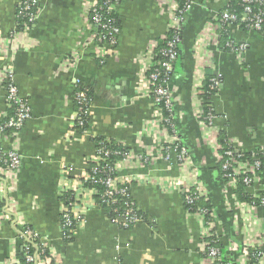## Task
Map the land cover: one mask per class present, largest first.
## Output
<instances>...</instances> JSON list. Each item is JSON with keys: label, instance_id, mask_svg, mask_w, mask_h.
<instances>
[{"label": "crops", "instance_id": "0c3cea01", "mask_svg": "<svg viewBox=\"0 0 264 264\" xmlns=\"http://www.w3.org/2000/svg\"><path fill=\"white\" fill-rule=\"evenodd\" d=\"M18 1H0V122L6 110L2 72L7 68L29 105L30 119L17 140L20 167L9 173L8 182L0 180V200L9 203V220L0 221V264H22V226L39 235L56 255V264H204V223L185 210L181 193V186L194 181L216 215L224 257L248 264L240 247L250 237L264 241V207L251 215L256 226L245 227L242 218L237 225L231 208L240 202L235 190L220 183L216 147L222 134L241 153L264 154L263 37L232 28L230 39L247 46L238 56L224 51L219 33L214 37L209 28L211 13L223 3L195 0L185 14L180 59L169 83L176 137L188 153L182 167L174 156L161 157V148L173 135L157 117L147 87L140 86L151 62L149 52L167 33L164 0H124L117 6L116 52L104 63L89 43L93 29L86 12L93 0H37L34 22L12 35ZM209 74L220 86L212 99L213 127L205 131L195 110L197 93ZM77 85L92 98L83 133L72 129ZM96 138L120 143L135 156L152 155L147 164L132 162L118 171L144 217L130 229L113 224L104 209L89 207L90 193L79 191ZM0 146L10 149L11 140L0 136ZM64 178L87 206L82 225L68 242L59 225ZM246 191L256 194L260 187Z\"/></svg>", "mask_w": 264, "mask_h": 264}, {"label": "built area", "instance_id": "2783aa9c", "mask_svg": "<svg viewBox=\"0 0 264 264\" xmlns=\"http://www.w3.org/2000/svg\"><path fill=\"white\" fill-rule=\"evenodd\" d=\"M1 1V0H0ZM124 0H93L87 9V23L93 29L90 38V45L94 49V54L100 63H104L106 59L115 54L117 39L120 32L116 20L113 18L117 6ZM179 1L184 3L180 7ZM195 0H164L167 7L168 26L167 33L164 37L166 48L157 52L158 59L154 61V51L149 52L150 63L147 65L145 77L143 81L141 78L140 86L145 85L152 98L153 105L157 111V117L161 124L165 127L173 124L174 112L173 104L174 98L169 83L177 65V49L181 43L180 34L183 32V19L185 14L193 7ZM215 2L223 3L222 9L214 11L210 15L209 28L213 31V36L217 37L223 28L228 32L232 28L237 29V23L244 24L246 31L255 32L261 35L264 39V14L261 9L253 12L252 5L263 4L262 0H239L242 3V13L238 16L231 12L229 7L233 0H214ZM37 0H19L15 11V29L12 35L19 31H27L30 24L34 22L37 17ZM167 34H170L167 37ZM215 34V35H214ZM230 36V35H229ZM214 40H216L214 38ZM229 51L240 56L246 50L245 44H236L232 40L226 45ZM162 74V75H161ZM1 86L5 94L6 110L3 120L0 122V136L5 139L11 140L12 147L8 150H3L0 146V180L8 182L9 173L15 172L20 167L21 156L18 149V138L21 130L27 120L30 119V109L25 98H23L14 83L11 70L8 68L2 72ZM170 76V78H169ZM163 77V78H162ZM209 90L216 92L219 90L220 81L217 77L209 80ZM75 113L72 121V129L74 127L83 133L87 129L88 118L87 112L90 106L89 92L85 88L76 86L73 96ZM164 105L167 117H164L158 109L159 104ZM198 106L195 110V119L198 125L206 130L213 127L215 119L213 107L210 104L206 105L207 112L204 114L202 110L203 101L198 99ZM166 129V128H165ZM74 131V130H73ZM77 131V130H76ZM74 131V133H78ZM167 146L161 148V157L169 160L170 156H174L175 162L179 166H185L188 161V153L186 148L173 134ZM227 147L233 150H225L223 157L217 154L218 163H220L222 177L226 180L225 186L233 190L236 189L239 179L245 186L246 190L258 185L260 191L258 193L250 194L255 200H259V204L255 203H240L235 204L231 209L233 210L234 220L237 218L236 223L239 226V219H243L245 227H253L258 223L251 219L256 209L264 207V197H259V193L264 192V154L261 151L252 153L251 160L248 162L239 159L241 152L233 147L232 143L227 142ZM217 150H220L218 146ZM172 153V154H171ZM121 155L117 151H110L101 143H95V152L89 160L93 162L95 168L91 170V175L83 177L82 184L79 191L87 189L90 193L89 207H99L97 202L93 199L96 193L92 189L84 186V183L96 181V174L105 175V179L101 181L104 186V192L100 194L102 199L101 204L114 205L119 207L114 208L115 216H112L111 221L117 227L123 230L130 229L142 221L141 216L138 214V208L130 195V185L122 181L118 176L120 167L129 165L134 162L137 164H147L152 158V155L145 154L143 156L122 153L121 158L112 163L108 162L110 155ZM84 186V187H83ZM86 190V191H87ZM71 192L72 198L70 200L60 201L59 210V225L61 230V237L63 240H70L75 234L76 229L82 225L84 214L87 206L80 198L79 192L75 189L65 178L60 187L59 198L65 193ZM181 193L185 204L190 206L197 198H205L206 194L201 185L194 182H186L185 186H181ZM1 194V192H0ZM9 203L5 204L0 200V221L9 220ZM188 212V211H187ZM204 223V231L202 233L201 253L203 255L202 261L204 264H234L232 260H226L224 254L217 247L211 244L217 243L219 240V233L217 232V218L215 213L207 210H202L195 214ZM249 215V216H248ZM208 217L205 221V217ZM248 216V217H246ZM215 230V231H214ZM19 239L22 241L23 262L22 264H56L57 258L54 252L48 248L47 244L39 237V235L22 226L18 231ZM216 236V238H215ZM213 239V240H212ZM219 239V238H218ZM252 239V240H251ZM46 254V255H45ZM240 254L248 264H264V241L259 242L258 238L250 237V239L243 243L240 247ZM224 262V263H223Z\"/></svg>", "mask_w": 264, "mask_h": 264}, {"label": "trees", "instance_id": "16d2710c", "mask_svg": "<svg viewBox=\"0 0 264 264\" xmlns=\"http://www.w3.org/2000/svg\"><path fill=\"white\" fill-rule=\"evenodd\" d=\"M263 1V4L261 5H252V10L253 12L257 9H261V12L264 14V0ZM180 3V7H183L184 3L182 1H179ZM230 11L235 13L236 15H240L242 13V3L239 1V0H233L231 3H230V7H229ZM113 18L116 20V24L117 26H119L118 24V19H117V15H116V11L114 12V15H113ZM245 25L238 22L237 23V29H240V30H243V31H246L247 28L244 27ZM169 36L170 38V34H167V37ZM180 39H182V33L180 34ZM218 41H219V46L226 52H229V48L226 46L227 43H229L231 41L229 35H228V32L223 28V30L219 33L218 35ZM180 47V45H179ZM178 47L177 49V61L180 59V48ZM166 48V45H165V41H161L158 46L156 47L155 51H154V61L158 59V53L159 51L163 50ZM162 75V74H161ZM163 78V77H162ZM170 78V76H169ZM212 78H215V76H213L212 74H209L206 76L204 82H203V85L201 87V89L198 91L197 93V97L198 99L202 100L204 103L202 105V110L204 112V114H206L207 112V107L206 105L210 104L212 105V99L213 97L216 95V92H213V91H210L209 90V80L212 79ZM90 96V94H89ZM158 109L160 110V112L162 113V115L164 117H167V113L164 109V105L161 103L158 105ZM214 113V112H213ZM215 115V114H214ZM74 131L80 133V131H78V129H76L74 127L73 129ZM167 130L170 131V128L169 126H167ZM171 133V131H170ZM217 146L218 148H220V150H217V154L224 158L223 157V152L225 150H233L232 148H228L227 145H226V140L224 138V136L222 134L220 135H217ZM95 143H101L102 145H104L105 147H107L110 151H117L119 153H128V149L125 148L123 145H121L120 143H117L113 140H110V139H104V138H96L95 140ZM258 151H255L253 153H257ZM121 155H110L109 156V159H108V162L112 163L116 160H119L121 158ZM251 155L252 153H242L241 154V157H239V159L241 160H245V161H248V162H252L251 160ZM262 164L264 165V160H262ZM95 164L93 162H89V168L87 169V172L85 175H91V170L93 168H95L94 166ZM264 171V170H262ZM217 174H218V178L220 180V183L222 185H225L226 183V180L222 177V171H221V167H220V163L218 164V167H217ZM242 177H238L239 179V182H238V185L234 191V194H235V198L237 199L238 202L240 203H255V204H259V200H255L254 198H252L246 191V188L245 186L243 185V183L241 182V179ZM105 179V175L103 174H96V177H95V180L94 182L90 183V181H87L84 183V186L87 187L88 189H92L94 190V192L96 193V195L94 194L93 195V199L97 202L98 206L102 209H104L108 215V217L111 219L112 216H115L116 213H114V208H118V212H120L119 210V207L117 206H114V205H107V204H101L102 202V199L99 197L100 194H102L104 192V186L101 184V181ZM84 179L82 178V181ZM261 184H264V181L262 180L261 181ZM259 197H264V192L262 193H259ZM70 198H72V193L71 192H67L65 193L63 196H61L59 198L60 201H65V200H70ZM183 203H184V208L186 211H188V213L190 214H195L197 212H200L202 210H207V211H211L212 208H211V204L207 201V199L205 198H197L196 200L193 201L192 205L188 206L185 204V201L183 199ZM138 214L141 216L142 220L144 219V217L141 215L140 211H138ZM208 217L206 216L205 217V221H207ZM215 231V230H214ZM216 238V236H215ZM219 238V237H218ZM217 238V240H219ZM213 240V239H212ZM65 242H68L70 240H64ZM212 246H215L217 247L219 250H222V247L220 245V242L218 241L217 243H213L211 244ZM46 255V254H45ZM203 256V255H202ZM224 263V262H223ZM225 264V263H224Z\"/></svg>", "mask_w": 264, "mask_h": 264}, {"label": "rangeland", "instance_id": "374dc122", "mask_svg": "<svg viewBox=\"0 0 264 264\" xmlns=\"http://www.w3.org/2000/svg\"><path fill=\"white\" fill-rule=\"evenodd\" d=\"M78 86H80L81 88H85L84 86H82V85H78ZM75 93V92H74ZM90 99H91V102H92V98H91V96H90ZM151 100H152V98H151ZM153 101V100H152ZM91 102H90V106H89V109H90V107H91ZM75 103V102H74ZM173 112H174V104H173ZM74 113H75V111H74ZM74 117V116H73ZM87 118H89V111L87 112ZM74 119V118H73ZM87 127H88V125H87ZM165 128L167 129V127L165 126ZM167 131H169V130H167ZM170 131H171V134L173 135V134H176V130H175V127H174V124H171L170 125ZM178 140L180 141V139L178 138ZM181 142V141H180ZM183 145V144H182ZM184 146V145H183Z\"/></svg>", "mask_w": 264, "mask_h": 264}]
</instances>
